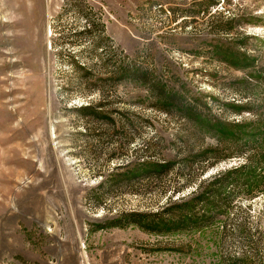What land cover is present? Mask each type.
Listing matches in <instances>:
<instances>
[{
    "label": "rangeland",
    "instance_id": "obj_1",
    "mask_svg": "<svg viewBox=\"0 0 264 264\" xmlns=\"http://www.w3.org/2000/svg\"><path fill=\"white\" fill-rule=\"evenodd\" d=\"M203 1L0 0V264H264V0Z\"/></svg>",
    "mask_w": 264,
    "mask_h": 264
},
{
    "label": "trees",
    "instance_id": "obj_2",
    "mask_svg": "<svg viewBox=\"0 0 264 264\" xmlns=\"http://www.w3.org/2000/svg\"><path fill=\"white\" fill-rule=\"evenodd\" d=\"M220 1L221 0H205V1L197 4V8L198 9L196 11H194V12H199V10H201V9L203 11L211 12L213 9L217 8V6L220 3ZM94 30H95V26H94V23H93V31ZM96 46H98V44H96V41L93 38V47H96ZM105 63L106 62L101 63L100 66H97L96 63H93V74H94V70L98 71V70H100L102 68H105V70H107V67H109L110 68L109 70H111V65H109V64L105 65ZM73 64L75 65L74 69L76 71L77 78H79L81 80L84 79V81H80L83 84L84 88H85V86H86V88L89 87V85L92 84V81H88V80L91 79V77H90L91 76L90 68H88L85 63L79 62V61H76V62L73 61ZM122 69H123V72H125V73H123V77L125 79H130V80H134V81H141V82L146 81L145 80V76L146 75H143L142 69L139 68L135 63H129L126 67L124 66ZM89 106L90 105H86L84 108L88 109ZM94 113L95 112H93V114ZM208 153L210 155L207 156V158L209 157L210 158L209 161H211L213 159V154L212 153H214V152L213 151H208ZM160 166H162V165H160ZM248 167H250V165H241L239 167L234 168V170L240 171V170H244L245 168H248ZM154 171H156V170L152 169L151 171H148V173L152 174V173H154ZM157 172H158V170H157ZM228 173H230V172H228ZM228 181H229V179H228V177L226 178L225 175L220 176L212 184L210 192L216 190V188H223L224 186H227L228 184H230ZM233 188H234V186H233ZM239 233H241V231Z\"/></svg>",
    "mask_w": 264,
    "mask_h": 264
},
{
    "label": "bare ground",
    "instance_id": "obj_3",
    "mask_svg": "<svg viewBox=\"0 0 264 264\" xmlns=\"http://www.w3.org/2000/svg\"><path fill=\"white\" fill-rule=\"evenodd\" d=\"M1 53V52H0Z\"/></svg>",
    "mask_w": 264,
    "mask_h": 264
}]
</instances>
